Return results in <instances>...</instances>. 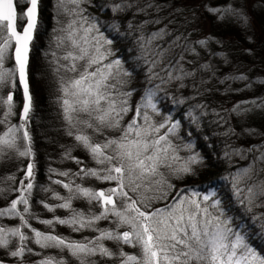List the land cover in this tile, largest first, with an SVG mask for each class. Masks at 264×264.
<instances>
[{
	"label": "snow or ice",
	"instance_id": "snow-or-ice-1",
	"mask_svg": "<svg viewBox=\"0 0 264 264\" xmlns=\"http://www.w3.org/2000/svg\"><path fill=\"white\" fill-rule=\"evenodd\" d=\"M19 2L28 7L18 17L16 3ZM89 4L91 0H53L56 21L53 31L58 33L54 36L53 43L55 49L62 50L63 54L58 56L53 50L50 63L54 65L53 71L58 76L64 119L70 129L75 130V133L69 130L68 135H74V139L88 150L92 159L102 166L98 169H81L74 175L95 177L114 186L96 190L74 186V182L54 181L66 189L69 195L65 197L54 192L53 198L61 202L55 206L44 204V207L50 212H55L57 207L68 209L70 215L67 218L43 220L41 223L49 227L55 224L67 225L75 232L87 229L97 235L92 238L85 237L83 240H72L36 229H31L33 235L29 237L22 231V227H30L29 219L36 218L31 213L35 162L29 132L33 112L29 60L34 40L41 28V0H0V90L5 87L9 89L7 95H0V125H6V130L0 133V157L15 151L30 161L21 169L25 177L18 184L14 177L10 178L14 184L10 191L18 193L17 198L0 209V217L18 218L22 226H0V247L7 249L10 238H18L15 250H11L9 254L21 262L26 253L39 255L27 245L31 238L42 249L67 250L79 264H98L92 259L96 256L115 259L118 264H264V255L258 254L247 242V233L241 235L244 227H231V218L227 216L219 200L212 203L214 212H210L207 206H202L215 195L214 192L201 199L194 198L199 196L196 192H191V195L178 193L164 207H153L157 201H168L170 191L174 188L161 169H170L171 174L176 175L189 174L192 171L189 164L172 169L170 163V160L177 157L169 155L170 151L175 153L176 150L169 137L176 136L179 125L169 123L170 115L164 118L166 122L160 123L153 122L149 116L148 109L159 114V109L153 102L158 88L147 90L135 108L129 104L131 92L124 88L130 73L123 68L119 59H109L113 55L109 47L113 41L100 31L103 22L88 13L85 5ZM99 7H110L113 13L134 10L135 16L138 13L147 15V9L154 5L151 0L143 7L138 6V0H119L118 3L102 4ZM224 11L231 13L233 10ZM61 17L64 19L61 20ZM18 18L23 22L19 29ZM149 22L158 23L159 20L144 21L136 25V31L140 33L137 39L140 49L138 59L149 65L150 71L166 63L167 66L160 69L165 74L162 79L182 81L190 73L184 71L175 57H169L163 46L155 45L154 42L162 39L166 33L160 31L144 35L143 26ZM108 27L119 33V23L114 21ZM127 27L131 29L132 23L129 22ZM8 60L12 61L11 67H5ZM173 72H180L181 75L173 76ZM154 75L159 76L160 73ZM17 89L23 96L19 113L15 111L17 103L14 91ZM251 103L253 107H264L256 105L255 101ZM250 110L241 109L240 106L234 109L238 112ZM195 111L196 106H193L188 111V116L191 118L190 123L198 128L200 115L203 113L194 115ZM129 112H133V116L126 123H122ZM17 115L19 122L9 123L10 117ZM80 126L90 129L91 134L81 131ZM161 129L165 130L164 134H161ZM110 130H119V137L106 136L105 133ZM93 134L104 139L94 142ZM182 147L190 149L192 145L189 143ZM66 158H73L70 152L66 153ZM198 162L196 156H193L189 163ZM76 163L82 162L77 159ZM258 163H264V153L253 157L248 167L233 177L234 194L244 191L239 185L242 181L245 184L244 197L239 198L238 202L246 205V211L251 210L258 198H264V180L254 179L259 172H264V169L256 167ZM68 174L58 173L61 176ZM41 191L51 190L42 188ZM3 193L4 190L0 189V196ZM74 199H84L90 205L98 206L100 212L96 214L89 209L86 214L74 209ZM101 220L110 221L115 227H97ZM260 226L264 229V222ZM121 228L125 230L121 232ZM106 240L121 247L114 252L105 246ZM123 245L138 248L139 254L125 253L122 250ZM38 264H65V261L55 256H46Z\"/></svg>",
	"mask_w": 264,
	"mask_h": 264
},
{
	"label": "trees",
	"instance_id": "trees-1",
	"mask_svg": "<svg viewBox=\"0 0 264 264\" xmlns=\"http://www.w3.org/2000/svg\"><path fill=\"white\" fill-rule=\"evenodd\" d=\"M118 2L119 0H91V4L85 7L88 13L103 22L100 31L107 39L113 41L109 46L113 55L109 59H119L123 68L130 73L124 88L125 91L131 92L129 104L135 108L147 90L159 89L153 100L159 114L153 113L151 109H148V114L155 123L166 122L164 118L169 115V123H178L176 136L169 137L176 149L175 153L170 151L169 155L177 157L170 160V163L172 169H179L185 164H189L192 169L189 174L178 175L171 174L170 169H161L174 188L170 191L168 201H157L153 207H164V204L171 202L172 197L178 193L191 195V192H196L199 196L194 198L201 199L214 192L215 195L202 206H207L210 212H214L212 203L219 200L227 216L231 218V227L236 229L243 226L241 235L247 233V242L258 254L264 255V229L260 226L264 222V198H258L251 210L246 211V205L238 202L239 198L244 197L245 184L243 181L240 183L239 187L244 191L238 194H234L233 185V177L247 168L253 157L264 153V107H253L251 103L255 101L256 105H264V0L256 2L249 11L246 0H151L154 7L147 9V15L138 13L135 16L134 10L113 13L110 7H99L102 4ZM147 3L148 0H138L139 7ZM52 4L53 0H41V28L30 53L29 83L33 96V112L29 132L37 175L31 200V213L36 218L29 219L30 227L25 228L29 237L32 234L31 229L40 231L41 228L48 227L41 221L61 218L65 213L62 208L57 207L55 212H50L44 207V204H59L54 201L52 195L54 191L64 189L54 181L65 182L67 177L63 178L64 176L58 173L74 174L90 167L97 169L95 160H90V163L88 155L81 150L83 147L77 145L74 137L68 135L69 127L66 125L60 102L62 93L58 76L53 71L54 65L50 63L53 50L58 56L63 54L62 50L55 49L53 43V38L58 33L53 31L56 21ZM17 6L21 14L24 3L19 2ZM225 9L233 11L229 13L225 12ZM63 19L61 17V20ZM155 20L159 22L144 24V35L160 31L166 33L154 43L157 47L163 46L167 55L175 57L184 71L190 73L182 81L162 79L165 74L160 72V69L166 67V63L150 71L149 65L138 59L140 49L137 39L140 33L136 31V25ZM114 21L120 24L119 33L108 27ZM129 22L133 25L131 29L127 27ZM205 22H208L209 29L205 30ZM22 26L23 22L18 18V27ZM181 56L183 59H180ZM11 66V60L5 62V67ZM158 72L159 76L154 75ZM172 75L179 76L181 73L173 72ZM7 91V87L3 88L0 95H6ZM14 94L17 107L19 105L21 108L22 93L17 89ZM193 106H196L194 115L203 113L200 115L198 128L190 123L191 118L188 116V111ZM237 106L251 110L234 111ZM16 112L19 113L18 109ZM132 116L133 112H129L122 123H126ZM12 117L9 123L19 122L18 115ZM5 130L6 125H0V133ZM164 132L165 130L161 129V134ZM189 143L192 145L190 149L182 147ZM67 152H70L73 158H66ZM193 156H196L198 163H189ZM242 156L245 158H241ZM77 159L82 163L77 164ZM63 164L66 166H62ZM256 167L264 169V163H258ZM9 171L13 173L10 168L5 167L3 173L8 175ZM76 177L75 175L74 180ZM254 179L264 180V172H259ZM9 180L10 178L3 182V195L14 186L9 184L13 183ZM15 180L18 184L19 180ZM88 183L84 186H93L94 181ZM104 186L108 188L113 184L107 182ZM42 188L51 191H41ZM2 198L0 197V205L3 204ZM85 201L74 199L72 208L87 214L89 207ZM92 209L93 212L96 211L95 205ZM67 214L70 215L69 210ZM18 222V218L0 217V225L4 224L9 228H15ZM97 227L110 229L115 225L101 220ZM50 229L65 238L72 233L68 226L63 224H55V227ZM76 235L82 237L80 234ZM112 242L106 240L105 246L117 251L121 246H112ZM17 243L18 238H10L8 250L0 253V258H13L9 253L15 250ZM27 245L33 250L38 247L32 239L27 241ZM9 247L12 249L9 250ZM122 250L125 253L139 254L138 248L128 245H123ZM27 255L29 256L26 253L23 258H27ZM7 260L10 264L16 261ZM29 260L32 264H37V259L32 257Z\"/></svg>",
	"mask_w": 264,
	"mask_h": 264
},
{
	"label": "rangeland",
	"instance_id": "rangeland-1",
	"mask_svg": "<svg viewBox=\"0 0 264 264\" xmlns=\"http://www.w3.org/2000/svg\"><path fill=\"white\" fill-rule=\"evenodd\" d=\"M259 0H246V7H247V10L249 11L250 10V8H251V6H253L256 2H258ZM17 4V3H16ZM16 7L18 8V6L16 5ZM28 7V5H26V4H24V6H23V11H22V13L26 10V8ZM18 11V10H17ZM18 16H19V11H18ZM204 28H205V30L208 28L209 29V26H208V22L206 23L205 22V26H204ZM8 92L9 91H7L6 92V95L8 94ZM14 99H15V101H16V96H15V94H14ZM21 106V105H20ZM18 109V112L20 111V107H19V105H18V107L15 109V111ZM12 118L13 117H10V120H9V122L12 120ZM68 127H69V130H72L74 133H75V130L74 129H70V126L68 125V123L66 124ZM80 128H81V131H84V132H86V133H88V134H91V130L90 129H84L82 126H80ZM108 134H111L110 135V137H112V138H116V137H119V135H120V132H119V130H110V131H107L106 133H105V135H108ZM74 137V135L73 136H71V138H73ZM92 139H93V141L94 142H100V141H102V139H104V137H102V136H99V135H92ZM76 141V140H75ZM76 143H77V145H79V146H81L77 141H76ZM21 150H23V148L21 147ZM81 150L82 151H85V153L88 155V158H89V162L91 163V161H93L94 159H92V157H91V155L89 154V152H88V150L87 149H85L84 147L83 148H81ZM91 160V161H90ZM30 161H29V159H27V158H24V157H21V156H19L18 155V153L17 152H15V151H12V152H9L7 155H4V156H2V157H0V189H2L3 188V185L5 184V183H3V182H6V180L8 179V178H11V177H14V178H17V180H21V179H23L24 177H25V173L23 172V171H21V169H24L26 166H27V164L29 163ZM96 162V161H95ZM93 164V163H92ZM95 164V163H94ZM62 166H66L65 164H63ZM91 166V165H90ZM94 166V165H93ZM96 167H97V169L98 168H100V167H102L101 165H98L97 163H96V165H95ZM5 167H8V168H10V170H12L13 171V173L11 174L10 173V171H9V174L8 175H5V173H3V170H4V168ZM86 169V168H85ZM89 169H95V167H90ZM21 173V174H20ZM16 174H17V177H16ZM75 174V173H74ZM73 173H69L67 176H64L63 178H65V177H67V178H65V182L64 183H72V182H74V181H76L77 182V185H80V186H82V187H86V188H91V189H96V190H100V189H105L106 187L104 186V184L105 183H107V182H102V181H100V180H97V179H95V177H87V176H77L76 178H75V180H74V177H75V175H74ZM36 175H37V171H35V178H36ZM87 179H89V181L87 180ZM16 181V180H15ZM19 181H18V183H19ZM85 181H87L86 183H88V182H91V181H94V183H93V186H91V185H86V186H84L86 183H85ZM9 182H13V180L12 179H10L9 180ZM27 181L25 180V183H26ZM104 183V184H103ZM10 185H12L13 183H9ZM89 184V183H88ZM114 186V185H113ZM63 188V187H62ZM64 189V188H63ZM54 192H56V193H59L61 196H68L69 195V193L67 192V191H65V189L62 191H54ZM17 196H18V193H16V192H14V191H10V189H9V191L8 192H6L3 196H0V197H3L2 199H3V204H1L0 205V208L2 209V208H5V207H7L8 206V204H9V202L11 201V200H13V199H16L17 198ZM53 196V195H52ZM54 199V198H53ZM54 201L55 202H57V203H60L61 201H58V200H56V199H54ZM87 204H88V207H89V209H91V210H93L92 209V206L94 205V204H92V205H90L87 201H85ZM95 207H96V211L95 212H93V213H96V214H98L99 212H100V209H99V207L98 206H96L95 205ZM63 209V208H62ZM64 211H65V213H64V215L61 217V218H67L68 217V215L69 214H67V212H68V209H63ZM89 210H86V212H88ZM54 217H55V215H54ZM52 218V217H51ZM19 220V219H18ZM21 221L19 220V222L16 224L17 226H22L21 225V223H20ZM109 223H110V221H108ZM111 225H113V224H111ZM0 226H4V227H6V228H9V226H7V225H4V224H1ZM16 226V227H17ZM55 227V225H53L52 227H46V229H44V228H41L40 229V231L41 232H44V233H49V232H51V233H53V234H56V235H59V233H57V232H55V231H53L52 229H50V228H54ZM68 228H69V231H72V233L70 234V236L68 237L69 239H72V240H83L85 237H89V238H92V237H95L96 235H97V233H95V232H92V231H90V230H85V233H83V231H80V232H75V231H73L72 230V228H70L69 226H68ZM125 229L124 228H121L120 229V231L121 232H123ZM22 231L23 232H25L26 233V231H25V228H23L22 227ZM76 234H80L82 237H80V236H78V235H76ZM33 235V233L31 234V236ZM31 239V238H30ZM106 243V241H104V244ZM110 245H112V246H114V245H116V243L115 242H112V244H110ZM38 247L36 248V250H33V252L34 253H39V255H35V254H29V256L27 255V258H23V261L21 262L19 259H17V258H6V257H2V258H4V259H2V258H0V260L1 261H3V264H10V263H8V261L9 260H7V259H15L16 261H13V264H27V263H29V264H32L31 263V261L29 260V258H35V259H37L36 261H37V264H38V261H40V260H42L44 257H46V256H55L57 259H64V261H65V264H79V262L76 260V258H74V257H72L68 252H67V250H65V251H60V250H58V249H54V248H48V249H42V248H40V246L39 245H37ZM107 247V246H106ZM109 248V247H108ZM12 248H10L9 247V250H11ZM110 249H112L113 250V248H110ZM5 250H8V248L7 249H5V248H3V247H0V253H3ZM114 252L116 251L115 250V248H114V250H113ZM1 256V255H0ZM26 259H28L29 261H26ZM93 260H95V261H97L98 262V264H118V261L117 260H115V259H107V258H101V257H99V256H96V257H93L92 258ZM24 262V263H23Z\"/></svg>",
	"mask_w": 264,
	"mask_h": 264
},
{
	"label": "water",
	"instance_id": "water-1",
	"mask_svg": "<svg viewBox=\"0 0 264 264\" xmlns=\"http://www.w3.org/2000/svg\"><path fill=\"white\" fill-rule=\"evenodd\" d=\"M14 2H15V0H14ZM16 11H17V7H16ZM18 14V13H17ZM17 22H18V19H17ZM17 28H18V26H17ZM29 65H30V60H29ZM30 84V83H29Z\"/></svg>",
	"mask_w": 264,
	"mask_h": 264
}]
</instances>
